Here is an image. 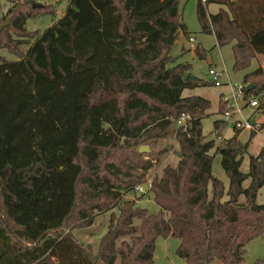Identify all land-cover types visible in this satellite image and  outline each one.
<instances>
[{
  "label": "trees",
  "instance_id": "1",
  "mask_svg": "<svg viewBox=\"0 0 264 264\" xmlns=\"http://www.w3.org/2000/svg\"><path fill=\"white\" fill-rule=\"evenodd\" d=\"M178 1L69 0L42 32L25 24L50 5L23 0L10 12L3 29L29 40L25 50L0 40L19 56H0V264H153L156 240L168 237L178 239L185 264H248L245 245L264 234V202H256L264 147L243 172L255 132L244 143L235 128L219 144L205 139L210 101L182 91L213 83L185 81L190 64L170 55L180 34L189 37ZM212 3L219 8L208 14ZM196 12L202 31L231 44L233 70L264 54V0H197ZM242 84H254L245 95L257 97L264 115L262 66L246 71ZM226 108L221 98L217 114ZM182 113L189 127L173 131L178 159L151 180L158 212L150 213L140 197H127L153 166L139 147L170 135ZM225 124L214 120L217 137ZM105 150L120 152L119 161L104 162ZM216 154L227 187L212 173ZM106 212L95 247L78 238L76 230Z\"/></svg>",
  "mask_w": 264,
  "mask_h": 264
},
{
  "label": "rangeland",
  "instance_id": "2",
  "mask_svg": "<svg viewBox=\"0 0 264 264\" xmlns=\"http://www.w3.org/2000/svg\"><path fill=\"white\" fill-rule=\"evenodd\" d=\"M23 0H0V22L4 21L7 17H12L11 11H16L21 6ZM36 4L50 5L54 10L52 12H46L43 14H36L33 17L27 19L25 27L30 32H42L46 27L60 18L69 0H34ZM178 7L182 17V21L186 24L189 36L196 38V43L193 48L189 47L188 37L180 34L176 39L170 55L176 58L175 63H188L190 64L189 72L198 77L201 81L210 82L208 69L214 67L218 71H223V75L220 80L221 85L216 86L214 84L198 85L194 88H186L182 91V95L194 94L202 96L210 101V108L206 111V116L201 120L202 132L206 140L214 139L216 144L221 143L224 139L230 138L234 134L233 123L231 119H226V124L220 131V136L215 135L213 128V122L215 119H224L223 114H217L219 100L223 97H231L232 89L231 85H240L243 82V75L246 71H251L257 68L261 62L264 64V54L260 55V58L252 59L250 66L245 71L233 70V52L231 44L219 46L216 43L213 33L204 32L201 30L200 23L197 18V0H179ZM219 6L217 4H208L207 13L217 12ZM1 44L8 40L12 45H19L21 50L27 48V42L29 39H21L8 27L3 29L0 33ZM198 47L200 50L205 51V56L199 58L194 50ZM0 56L7 60H17L19 56L17 53L10 51L6 47L0 46ZM259 59V60H258ZM175 63H170L171 67ZM264 70V69H263ZM222 94V96H221ZM221 96V97H220ZM261 112H257L256 108L247 106L243 110V115L250 118L252 121H257L261 124V130L256 132L254 136L249 140L247 151L243 155L241 163V170L247 172L249 168V158L256 156L260 149L264 147V123L260 121ZM175 125L170 128V135L165 138H159L153 142L145 143L149 148L147 153H142L144 159H150L153 166L146 172L142 182L146 183L151 181L155 176L160 174L161 168L166 164L175 165L177 162V143L173 136L175 131ZM238 138L244 143L249 139V131L243 129L240 131ZM105 154L113 155V159L105 154L102 160L105 162H118V155L120 152L114 150H105ZM213 153V151H212ZM149 154V155H148ZM212 173L214 176L220 178L227 187L228 178L223 171L220 162V155L216 154L212 160ZM244 186L248 185V179L244 181ZM127 197H140L137 200V205L147 209L150 213H157L158 207L153 201L151 193L146 192L144 195L138 196L137 193H130ZM239 201H244V197L240 196ZM257 203L264 202V185L259 189ZM109 212L106 214H98L94 218L92 226L79 228L75 231V234L79 239L89 241L95 247L100 237L106 231V225L108 221ZM75 218V216H73ZM72 221L70 220V226ZM178 239L174 237L158 238L155 244L154 261L153 264H185L184 260L175 254L176 247L178 245ZM244 260L248 264H264V234L250 240L244 247Z\"/></svg>",
  "mask_w": 264,
  "mask_h": 264
},
{
  "label": "built area",
  "instance_id": "3",
  "mask_svg": "<svg viewBox=\"0 0 264 264\" xmlns=\"http://www.w3.org/2000/svg\"><path fill=\"white\" fill-rule=\"evenodd\" d=\"M189 47L193 48L196 43V38L193 36L188 37ZM209 80L214 85L219 86L222 84L220 78L223 75V71H218L214 67L208 69ZM245 85H231L232 94L231 97H223L222 101L226 102L227 108L223 113L224 119H231L233 123V128L236 130L246 129L249 132H259L261 130V124L257 121H252L250 118L243 115V110L245 107L250 106L256 108L258 105L257 97L246 96L245 95ZM190 115L187 113H182L174 121L175 127L182 129L184 131L189 127ZM151 181L146 183L138 184L135 187V191L138 194H144L148 191Z\"/></svg>",
  "mask_w": 264,
  "mask_h": 264
},
{
  "label": "water",
  "instance_id": "4",
  "mask_svg": "<svg viewBox=\"0 0 264 264\" xmlns=\"http://www.w3.org/2000/svg\"><path fill=\"white\" fill-rule=\"evenodd\" d=\"M34 6H40V4H35ZM10 19H11L10 17H7L4 21L0 22V32L4 27L10 24ZM197 80H198V77L192 75L190 72H188L185 76V81L192 82V81H197ZM253 87H254V84H247L245 87V90L249 91ZM148 151H149V148L147 145L139 147L140 153H147ZM236 253H237V249L234 250V254Z\"/></svg>",
  "mask_w": 264,
  "mask_h": 264
},
{
  "label": "crops",
  "instance_id": "5",
  "mask_svg": "<svg viewBox=\"0 0 264 264\" xmlns=\"http://www.w3.org/2000/svg\"><path fill=\"white\" fill-rule=\"evenodd\" d=\"M261 55V54H260ZM260 55H257V57L256 58H260ZM259 60V59H258ZM260 66H262V68L264 69V64H263V62H261L260 63ZM184 91V90H183ZM194 94H187V95H182V96H184V97H186V96H193ZM258 113H259V111H257ZM260 115H261V119H260V121H262L263 123H264V115L262 114V113H260ZM225 184V183H224Z\"/></svg>",
  "mask_w": 264,
  "mask_h": 264
}]
</instances>
